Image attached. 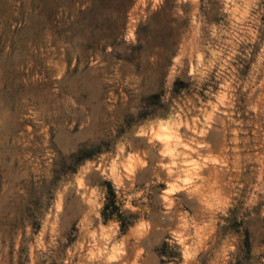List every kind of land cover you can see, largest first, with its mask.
Segmentation results:
<instances>
[{"label":"rangeland","instance_id":"rangeland-1","mask_svg":"<svg viewBox=\"0 0 264 264\" xmlns=\"http://www.w3.org/2000/svg\"><path fill=\"white\" fill-rule=\"evenodd\" d=\"M0 264H264V0H0Z\"/></svg>","mask_w":264,"mask_h":264},{"label":"bare ground","instance_id":"bare-ground-1","mask_svg":"<svg viewBox=\"0 0 264 264\" xmlns=\"http://www.w3.org/2000/svg\"><path fill=\"white\" fill-rule=\"evenodd\" d=\"M144 1H145V0H144ZM149 72H150V71H149ZM148 74H149V73H148ZM136 78H137V77H136ZM131 79H132V77H131ZM133 79H134V78H133ZM133 79H132V80H133ZM217 108H218V107H217ZM214 116H215V114H214ZM217 118L220 119L221 117L218 116ZM214 119H215V118H214ZM221 119H222V118H221ZM224 120H225V119H224ZM220 123H221V122H220ZM208 124H209V123H208ZM187 126H188V125H187ZM187 126H186V127H187ZM177 127H178V126H177ZM178 128H179V127H178ZM217 128H218V127H217ZM166 129H167V127H166ZM168 130H169V129H167V133H168ZM178 130H179V129H178ZM216 130H217V129H216ZM161 131H162V130H161ZM164 131H165V129H164ZM155 132H156V131H155ZM170 132H171V129H170ZM178 132H179V131H178ZM178 132L176 131V133H178ZM144 133H145V132H144ZM157 133H158V136H160L159 131H158ZM157 133H156V134H157ZM161 133H162V132H161ZM165 133H166V131H165ZM162 134H164V132H163ZM154 135H155V134H154ZM154 135H153V136H154ZM169 135L171 136V134H169ZM173 135H174V134H173ZM180 135H181V134H180ZM174 136H175V135H174ZM155 137H156V135H155ZM155 137H154V138H155ZM157 138H158V137H157ZM169 138H170V137H169ZM169 138L161 137V138L159 139L160 142H162V146H163V147H166V148H167V147L170 146V140H169ZM171 138H172V137H171ZM149 139H150V138H149ZM156 140H157V139H156ZM174 141H175V140H174ZM219 141H220V140H219ZM176 142H177V141H176ZM174 143H175V142H173V144H174ZM227 143H228V142H227ZM198 146H200V145H198ZM166 148H165V149H166ZM203 149H204V148H203ZM203 149H200V150L202 151ZM187 150H188V149H187ZM197 150H198V149H197ZM162 152H164V150H163ZM194 152H195V151H194ZM195 153H196V152H195ZM162 155H163V154H162ZM190 155H191V154H190ZM185 156H186V155H185ZM224 156H225V155H224ZM165 157H166V156H165ZM170 157H172V156H170ZM170 157H169V158H170ZM187 157H188V156H187ZM190 157H191V156H190ZM222 157H223V156H222ZM225 158H226V157H225ZM165 159H167V158H165ZM220 159H221V158H219V160H220ZM174 160H175V159H174ZM219 160H218V161H219ZM221 160L223 161V159H221ZM226 160H227V159H226ZM228 162H229V161H228ZM220 163H221V162H220ZM223 163H225V161H224ZM223 163H222V166H223ZM218 164H219V163H218ZM163 165H164V164H163ZM167 165H168V163H167ZM227 165H228V164H227ZM227 165H226V166H227ZM169 166H170V165H169ZM169 166H167V167H169ZM206 168H207V167H206ZM217 168H218V167H217ZM169 169H170V168H169ZM200 169H201V168H200ZM219 169H220V168H219ZM224 169H226V168H224ZM210 170H211V169H210ZM228 170H229V169H228ZM165 171H166V169H165ZM169 171H172V170H169ZM169 171H167V172H169ZM218 172H219V170H218ZM227 172H228V171H227ZM219 173H220V172H219ZM221 173H222V172H221ZM171 174H172V172H170V175H171ZM216 174H217V173H216ZM227 174H228V173H227ZM238 175H239V174H238ZM198 176H199V175H198ZM215 176H217V175H214L213 177H215ZM220 176H222V175H220ZM204 179H205V178H204ZM208 180H210V179H208ZM213 181H214V180H213ZM217 181H218V180H217ZM226 181H227V180H226ZM217 186H218V185H217ZM181 190H183V189H181Z\"/></svg>","mask_w":264,"mask_h":264}]
</instances>
